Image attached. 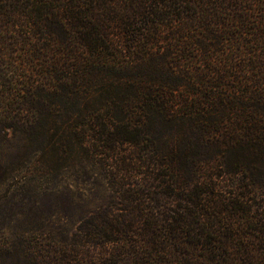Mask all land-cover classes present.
I'll return each instance as SVG.
<instances>
[{
  "label": "trees",
  "instance_id": "trees-1",
  "mask_svg": "<svg viewBox=\"0 0 264 264\" xmlns=\"http://www.w3.org/2000/svg\"><path fill=\"white\" fill-rule=\"evenodd\" d=\"M16 139L32 180L125 187L94 262L264 264V0H0Z\"/></svg>",
  "mask_w": 264,
  "mask_h": 264
},
{
  "label": "rangeland",
  "instance_id": "rangeland-1",
  "mask_svg": "<svg viewBox=\"0 0 264 264\" xmlns=\"http://www.w3.org/2000/svg\"><path fill=\"white\" fill-rule=\"evenodd\" d=\"M15 144L0 156V180L9 178L0 181V264H98L92 254L102 251L86 241L93 235L80 225L100 213H129L125 187L96 166L65 181L32 180L36 171L23 163L18 139Z\"/></svg>",
  "mask_w": 264,
  "mask_h": 264
}]
</instances>
